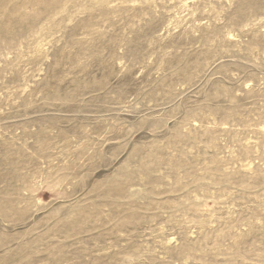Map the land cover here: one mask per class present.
Masks as SVG:
<instances>
[{
  "label": "rangeland",
  "instance_id": "obj_1",
  "mask_svg": "<svg viewBox=\"0 0 264 264\" xmlns=\"http://www.w3.org/2000/svg\"><path fill=\"white\" fill-rule=\"evenodd\" d=\"M0 264H264V0H0Z\"/></svg>",
  "mask_w": 264,
  "mask_h": 264
}]
</instances>
